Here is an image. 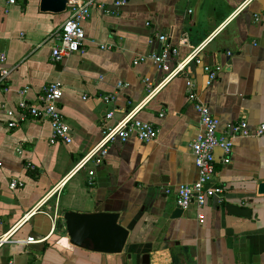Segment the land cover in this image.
<instances>
[{"label":"crops","instance_id":"obj_1","mask_svg":"<svg viewBox=\"0 0 264 264\" xmlns=\"http://www.w3.org/2000/svg\"><path fill=\"white\" fill-rule=\"evenodd\" d=\"M9 1L0 0V58L6 55L0 68L11 71L10 90L0 93V238L12 232L0 246V264H264V196L258 194L264 136L235 138L228 165L218 150L215 180L225 188L224 198L201 210L193 205L173 219L176 190L198 178L191 144L202 130L187 101V80L220 120V135L241 120L252 131L264 125V0H129L120 9L112 0H97L84 24V52L61 63L52 61V36L70 17L68 8L54 14L41 11V0ZM167 45L178 51V60L201 47L203 64H191L138 114L157 127V140L117 141L100 164L75 171L103 131L142 103L143 80L162 78L151 61H134ZM172 60L171 66L177 58ZM204 66L220 68L210 86ZM51 83L64 92L60 108L71 128L69 145L50 144L48 120L28 116L9 127L20 120L19 103L39 106ZM113 93L117 101L106 104L102 97ZM89 171L95 172L91 187ZM13 180L23 186L12 189ZM229 205L248 208L252 216L230 214ZM31 211L30 221H22ZM67 212L118 214L130 230L125 250L112 254L90 241L74 244ZM29 237L43 241H12Z\"/></svg>","mask_w":264,"mask_h":264},{"label":"built area","instance_id":"obj_2","mask_svg":"<svg viewBox=\"0 0 264 264\" xmlns=\"http://www.w3.org/2000/svg\"><path fill=\"white\" fill-rule=\"evenodd\" d=\"M70 17L65 23L54 32L52 39L56 45L52 48V61L61 63L66 58L75 54L83 53L85 50L86 33L84 24L88 21L92 14V8L96 6L97 0H67ZM115 8L120 9L129 3V0H112ZM15 4V0H10L9 5ZM103 8V4L99 5ZM159 40L162 43L167 41L165 35H161ZM201 47L193 50L183 60H178V51L172 49L170 46H165L160 52H153L148 56H141L134 61L135 65L151 61L155 64L157 70L162 74L159 82H153L149 78L143 80L146 88V96L141 104L135 107L131 112L123 117L115 125L106 128L103 131L102 138L98 145L85 157L81 158L74 170L81 171L87 168L91 163L100 164L109 153L111 144L119 141L122 144L128 142L132 137L136 138L142 143H149L157 140L159 132L157 127L138 118V114L159 92H161L170 82L176 77L185 75L188 67L191 64L201 66L203 64L200 54ZM172 58H177L174 65L171 66ZM1 63H5L6 55H2ZM204 72L207 76V85L210 86L217 80L220 68L211 66H204ZM11 75V71L7 68H0V93L8 92L10 90L7 86V80ZM119 88L123 84H118ZM22 95L26 94V90L20 92ZM63 89L60 83H51L44 88L39 106L30 105L25 100L19 103V110L22 112L20 120H13L9 123L10 128L18 127L19 123L24 122L28 116L37 120H48L51 124L52 135L50 144L57 143L71 144L73 137L71 135V128L66 122L61 108L60 102L63 98ZM106 104H112L117 101L118 93L104 95L102 97ZM187 101L193 105L196 112L200 116L201 132L193 140L191 147L194 156L195 166L198 171V178L194 183L181 185L176 190V204L178 208L183 211L188 210L195 205L199 210L203 209L210 201L215 198L223 199L226 190L223 186L216 183L217 162L216 152H222V163L228 165L231 163L235 138L248 137H262L264 136V125L257 130L252 131L246 120H241L235 124L230 125L228 131L224 134L219 133L220 120L212 115L209 107L202 103L196 84L192 79L187 80ZM9 117L14 116L13 111H7ZM113 113L107 115L108 119H112ZM28 170H35V166L27 164ZM88 185L91 187L95 184V172L89 171ZM11 188L16 189L23 186V182L13 180ZM167 190V193H171ZM36 212L31 211L27 213L22 221H30ZM203 219V215H201ZM12 230L0 238V246L11 241ZM15 243H24L27 245L35 244L37 242L33 237H29L25 241L12 240Z\"/></svg>","mask_w":264,"mask_h":264},{"label":"water","instance_id":"obj_3","mask_svg":"<svg viewBox=\"0 0 264 264\" xmlns=\"http://www.w3.org/2000/svg\"><path fill=\"white\" fill-rule=\"evenodd\" d=\"M67 8V0H41L42 12L62 14ZM258 194L264 196V181L258 185ZM227 211L246 218L252 216V211L242 206L229 205ZM183 212L178 208L173 214V219L180 218ZM64 220L68 236L76 245L90 241L100 252L119 254L125 250L128 243L130 230L120 223L118 214L67 212Z\"/></svg>","mask_w":264,"mask_h":264}]
</instances>
